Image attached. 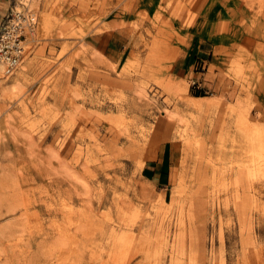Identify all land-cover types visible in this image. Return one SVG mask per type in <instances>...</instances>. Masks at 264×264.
I'll return each mask as SVG.
<instances>
[{
    "label": "rangeland",
    "instance_id": "1",
    "mask_svg": "<svg viewBox=\"0 0 264 264\" xmlns=\"http://www.w3.org/2000/svg\"><path fill=\"white\" fill-rule=\"evenodd\" d=\"M26 8L0 64V264H264V0H0V34Z\"/></svg>",
    "mask_w": 264,
    "mask_h": 264
},
{
    "label": "built area",
    "instance_id": "2",
    "mask_svg": "<svg viewBox=\"0 0 264 264\" xmlns=\"http://www.w3.org/2000/svg\"><path fill=\"white\" fill-rule=\"evenodd\" d=\"M37 25V15L33 10L14 9L0 34V64L7 74H13L19 67L28 44L30 34Z\"/></svg>",
    "mask_w": 264,
    "mask_h": 264
},
{
    "label": "crops",
    "instance_id": "3",
    "mask_svg": "<svg viewBox=\"0 0 264 264\" xmlns=\"http://www.w3.org/2000/svg\"><path fill=\"white\" fill-rule=\"evenodd\" d=\"M114 45L111 44L105 51L107 57L112 61L120 59L119 49ZM149 152L152 155L146 160L142 168V177L154 187L165 189L173 183V145L168 143L159 145L156 150Z\"/></svg>",
    "mask_w": 264,
    "mask_h": 264
},
{
    "label": "bare ground",
    "instance_id": "4",
    "mask_svg": "<svg viewBox=\"0 0 264 264\" xmlns=\"http://www.w3.org/2000/svg\"><path fill=\"white\" fill-rule=\"evenodd\" d=\"M214 102V101H213ZM157 103V102H156ZM141 105V104H140ZM131 108H135V109H138L139 111L141 110V107L140 106H137V105H134L132 106ZM160 122L159 124L163 123V121H158ZM159 128H162V124L160 126H158ZM70 152V151H69ZM28 206V205H27ZM10 212H16V210H10ZM29 212V210H26V214Z\"/></svg>",
    "mask_w": 264,
    "mask_h": 264
},
{
    "label": "trees",
    "instance_id": "5",
    "mask_svg": "<svg viewBox=\"0 0 264 264\" xmlns=\"http://www.w3.org/2000/svg\"><path fill=\"white\" fill-rule=\"evenodd\" d=\"M196 96H205L204 94L200 93V94H196Z\"/></svg>",
    "mask_w": 264,
    "mask_h": 264
}]
</instances>
